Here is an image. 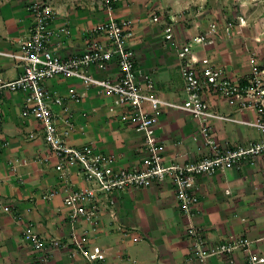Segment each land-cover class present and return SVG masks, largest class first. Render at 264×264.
I'll use <instances>...</instances> for the list:
<instances>
[{
  "label": "crops",
  "instance_id": "obj_1",
  "mask_svg": "<svg viewBox=\"0 0 264 264\" xmlns=\"http://www.w3.org/2000/svg\"><path fill=\"white\" fill-rule=\"evenodd\" d=\"M31 1L0 0V53L15 52L14 40L28 32ZM45 1L55 14L49 25L55 51L64 58L81 54L87 45L85 31L105 18L101 0ZM191 3L119 0L116 8L120 19L133 21L129 45L136 54V66L153 75L155 85L149 93L170 102L185 99L179 60L163 38L162 21L150 22L149 16L155 11L172 23L175 37L182 43L200 34L211 20L202 3L194 11L187 9ZM222 15L231 18L227 12ZM240 16L245 24L235 26L231 39L210 46L193 44V61L207 57L233 79H243L250 72L249 56L254 53L264 71V29L258 21L250 24L248 15ZM63 27L69 30L67 37ZM97 42L104 45L102 39ZM117 72L111 62L105 71L94 70L93 74L114 78ZM18 75L13 60L0 55V77L9 81ZM46 86L62 97L71 86L83 90L77 80L61 77ZM22 99L20 93L4 92L0 105V264H90L67 241L71 219L64 205L69 187L80 189L87 183L76 166L66 167V180L61 178L55 170L58 159L46 145L39 124L20 116ZM208 100L214 110L237 120L213 122L214 136L222 147L236 150L260 139L256 129L239 123L254 120V110L231 108L218 95H209ZM67 103L74 117L73 130L64 138L67 146L83 149L92 144L95 151L112 159L115 168H142V134L131 123L119 122L108 113L109 96L88 90L80 104ZM145 107L149 109L148 104ZM55 111L61 127V108ZM198 126L185 112L167 109L160 115L157 135L166 164L185 165L204 157L207 150L200 140H194ZM263 187L264 153L249 154L235 165L197 176L194 189L199 201L190 215L179 209L173 186L165 180L144 189L118 191L110 198L113 205L98 194L105 206L100 205L96 226L82 220L73 226L77 234L88 231L90 242L101 248L104 259L94 264H248L239 248L200 261L193 253L195 238L187 236V229L194 227L198 237L211 244L231 238L246 240L253 253L264 257ZM50 192L56 194L49 197ZM28 227L44 240H58L60 248L46 257L32 251L23 238ZM94 227L97 230L92 231Z\"/></svg>",
  "mask_w": 264,
  "mask_h": 264
},
{
  "label": "built area",
  "instance_id": "obj_2",
  "mask_svg": "<svg viewBox=\"0 0 264 264\" xmlns=\"http://www.w3.org/2000/svg\"><path fill=\"white\" fill-rule=\"evenodd\" d=\"M118 2L101 0L105 18L85 31V50L79 55L64 58L52 45L54 34L49 25L54 19V11L43 0H32L27 6L31 15L28 32L14 40L17 46L15 52L0 53L13 60L19 69L18 77L13 80L7 81L0 77V105L4 92L22 94L20 116L22 119L33 118L39 124L46 145L58 159L55 170L65 181V168L76 166L87 183V186L80 189L69 187L64 205L69 209L71 219L67 241L90 264L101 262L104 254L99 246L90 242L88 231L77 234L73 225L82 220L96 226L100 205L105 206L101 204L98 194L113 205L114 201L110 198L118 191L144 189L155 182L168 180L175 191L179 209L190 215L199 201L194 189L198 175L213 174L237 164L246 155L264 153V71L257 55L252 53L249 56L250 72L243 79H233L222 66L212 63L207 57L196 61L190 57L193 44L210 46L232 38L236 22L241 25L243 18L235 16L233 19H215L200 34L179 43L172 23L165 21L155 11L149 16L150 22L162 21L163 38L175 49L179 60L185 99L170 102L149 93L155 85L153 75L136 66V54L129 45L133 21L130 18H119L116 12ZM61 31L63 36H68L69 30L66 27ZM98 39H102L104 45L97 42ZM111 62L117 66L116 77H97L93 74L94 70L105 71ZM56 77L77 80L83 90L78 91L71 86L66 96L62 97L46 86L48 81ZM88 90L97 96H109L108 113L119 122L131 123L135 131L142 134L141 169L113 167L112 159L95 151L92 144L83 149L67 146L64 138L71 134L74 125L67 101L80 104ZM209 95H218L231 108L254 110L257 113L254 120L239 123L256 129L260 139L236 150L222 147L214 136L213 122L237 120L214 110L208 100ZM145 104L149 105L148 110ZM55 108H61V127L57 123ZM167 109L185 112L198 122L199 128L194 140H200L207 150L203 158L185 165L164 162L157 129L158 119ZM55 194L50 192L48 196ZM261 196L264 204V187ZM95 230L96 227L92 229ZM187 236L195 238L193 253L200 261L212 255H226L239 248L245 254L248 264H264V257L253 253L246 240L231 238L226 243L211 244L203 237H198L192 226L187 229ZM23 238L32 251L43 257L61 246L56 239L44 240L30 227L24 231Z\"/></svg>",
  "mask_w": 264,
  "mask_h": 264
},
{
  "label": "rangeland",
  "instance_id": "obj_3",
  "mask_svg": "<svg viewBox=\"0 0 264 264\" xmlns=\"http://www.w3.org/2000/svg\"><path fill=\"white\" fill-rule=\"evenodd\" d=\"M178 1L186 2L187 4L190 1H192V3L187 7V9L190 8V11H194L195 8L201 7V3L204 5L203 7L204 9L205 8L209 9V11L205 13V15L206 16L211 15L210 16L211 20L205 26L209 25L215 19L219 20L225 18L226 16H223L222 14L227 12L228 14L227 17H231L232 19L235 16L242 17L240 16L241 14L248 15L250 18L249 22H251L250 24H253V22L258 21V23H261V26L264 29V0H178ZM162 4L163 6H167V3H165V5L164 3ZM180 12L181 10L178 11V13ZM244 24H245V19L243 18V23H241V25L238 22H236V27L243 26Z\"/></svg>",
  "mask_w": 264,
  "mask_h": 264
},
{
  "label": "trees",
  "instance_id": "obj_4",
  "mask_svg": "<svg viewBox=\"0 0 264 264\" xmlns=\"http://www.w3.org/2000/svg\"><path fill=\"white\" fill-rule=\"evenodd\" d=\"M45 3H46V1L45 0H43Z\"/></svg>",
  "mask_w": 264,
  "mask_h": 264
}]
</instances>
